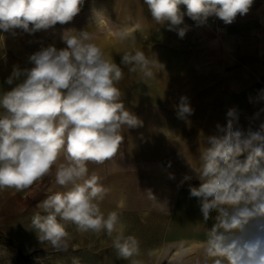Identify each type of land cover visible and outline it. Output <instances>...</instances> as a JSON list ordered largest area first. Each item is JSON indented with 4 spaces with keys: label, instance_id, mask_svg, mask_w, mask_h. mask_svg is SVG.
<instances>
[{
    "label": "clouds",
    "instance_id": "clouds-1",
    "mask_svg": "<svg viewBox=\"0 0 264 264\" xmlns=\"http://www.w3.org/2000/svg\"><path fill=\"white\" fill-rule=\"evenodd\" d=\"M84 0H0V30L22 29L29 34L65 25L80 12ZM153 20L186 34L180 27L187 15L197 25L215 16L231 24L237 15L248 13L253 0H145ZM181 5L186 11H181ZM31 25V27H30ZM123 39L122 33H117ZM66 48L42 47L29 57L34 65L27 79L0 96V190L24 191L48 175L61 152L66 164L55 172V191L36 205L31 226L41 242L67 250L65 225L69 221L81 233L106 234L117 255L129 259L138 254L139 241L125 235L116 212L106 216L99 202L107 190L99 176H88V162L102 164L118 153L122 131L142 126L126 110L117 84L123 78L120 66L106 59L102 49L89 42L87 31L63 32ZM121 63L144 80L154 79L161 67L143 51L124 53ZM19 70H13L18 76ZM12 83V77L8 78ZM187 97L177 105L178 116L191 113ZM221 136L209 138L211 145L201 154L195 169L201 181L189 188L199 198L207 221L215 211L217 223L207 232L204 251L217 258L214 264H264V123L247 136L235 130V110L227 112ZM219 127V126H218ZM247 153L241 162L238 157ZM189 179V177H185ZM82 181V182H81ZM147 198L159 203L151 191ZM115 233V235H113ZM72 264H80L77 257Z\"/></svg>",
    "mask_w": 264,
    "mask_h": 264
},
{
    "label": "crops",
    "instance_id": "crops-1",
    "mask_svg": "<svg viewBox=\"0 0 264 264\" xmlns=\"http://www.w3.org/2000/svg\"><path fill=\"white\" fill-rule=\"evenodd\" d=\"M97 1L107 12L103 17L97 8L90 7L97 16L95 24L117 27L109 31L107 46L112 52L108 59L123 72L117 84L121 101L142 122L141 127L122 131L124 138L115 157L102 164L87 163L88 176H99L107 190L99 206L105 215H165L169 226L163 230V243H172L167 257L182 255L176 264H214L217 258L207 257L204 245L207 232L217 223V213L213 211L205 221L199 198L190 197L189 188L199 187L201 181L195 169L201 166L203 150L211 146L209 138L223 135L220 128L226 127L230 109L237 114L234 129L244 136L259 131L264 123V40L259 44L264 39V0H253L247 14H238L227 24V33L221 39L211 32L197 35L189 28L183 38L177 31L165 30L167 22L157 24L145 0ZM80 8L84 10L83 5ZM72 25L79 27L74 32L78 34L83 18L77 15L65 25L50 28L59 33L60 49L67 47L61 36ZM159 26H163L161 31L154 28ZM139 27L138 50L161 66L150 80L142 79L139 72L130 73L121 63L124 53L134 54L127 33ZM117 33H122L123 39ZM32 54L31 34L22 29L0 30V96L27 79V70L34 67L29 60ZM14 69L19 70L18 76H13ZM9 77L12 83L7 82ZM182 96L187 97L192 111L180 117L177 105ZM3 111L0 109V113ZM65 155L61 152L50 173L43 177L45 196L66 190L55 183L57 167L67 163ZM246 156L245 152L238 159L243 162ZM6 189L25 197L31 186L19 192ZM148 189L159 203L147 198ZM176 215H192L188 219H194V223L184 230L171 227ZM170 236L183 239H168ZM184 241L187 244L181 245ZM222 264L227 262L222 259Z\"/></svg>",
    "mask_w": 264,
    "mask_h": 264
},
{
    "label": "rangeland",
    "instance_id": "rangeland-1",
    "mask_svg": "<svg viewBox=\"0 0 264 264\" xmlns=\"http://www.w3.org/2000/svg\"><path fill=\"white\" fill-rule=\"evenodd\" d=\"M102 4L97 0H84L82 4L84 10H80L77 15L84 20V25L81 26V29L90 34L91 40L89 42L99 46L105 58L108 59L109 53H112L107 46L109 31L114 28L117 29V27L95 24L94 20L97 16L90 9L92 6L97 8L103 14V17H105L107 11L100 6ZM77 28L79 27L72 25L67 30H71V34H74ZM140 28L127 33L131 39L133 53L140 48ZM154 28L161 31L163 26ZM124 29L125 27L122 30L125 31ZM164 29L167 30L168 27L165 26ZM54 31L55 29H48L32 33L31 53H35L42 47L49 45H54L57 49H60L59 33ZM192 32L197 34L193 30ZM111 33L114 34L115 32L111 31ZM216 38L221 39L218 36ZM262 40L264 39L261 38L260 45L262 44ZM39 181L37 180L31 186V191L25 197L11 194L7 189L0 190V231L15 243L22 253L26 264H72L73 257L79 258L80 264H176L177 262L175 263V261H178L182 256L176 253V255L167 257L168 253L166 254V251L172 248V243L171 240L163 243V230L169 226L167 225L169 224V220L165 215H118L124 234L126 236L133 235L139 241L138 254L129 259H123L117 255L116 250L112 247L111 238L107 237L106 234L81 233L69 221H59L65 225L67 233L65 239L67 245L66 251L57 250L46 241L41 242L37 231L31 226V217L34 211H36L37 203L46 198L45 190L47 187L44 186L43 177ZM190 216L192 215H176L174 224L171 223L170 226L184 230L194 223V219H188ZM202 237L198 236L197 238ZM172 238L179 239L178 241L183 239L182 237H168V239ZM184 244H187V241L181 243V245ZM189 255L191 254H185L184 256L187 257ZM25 263L19 261L16 255L10 253L8 249L0 245V264Z\"/></svg>",
    "mask_w": 264,
    "mask_h": 264
},
{
    "label": "built area",
    "instance_id": "built-area-1",
    "mask_svg": "<svg viewBox=\"0 0 264 264\" xmlns=\"http://www.w3.org/2000/svg\"><path fill=\"white\" fill-rule=\"evenodd\" d=\"M181 11H186L185 6L181 5ZM184 27L189 28L197 33L202 32H211L215 36L220 38L224 37L227 33L228 25L225 24L222 20L215 16L208 17L207 21L203 25H197L195 21L189 18L187 15L184 16Z\"/></svg>",
    "mask_w": 264,
    "mask_h": 264
},
{
    "label": "trees",
    "instance_id": "trees-1",
    "mask_svg": "<svg viewBox=\"0 0 264 264\" xmlns=\"http://www.w3.org/2000/svg\"><path fill=\"white\" fill-rule=\"evenodd\" d=\"M0 245L7 247L13 254L17 256V258L21 262L25 263L23 255L19 251L15 243L11 239H9L7 236H5L1 231H0Z\"/></svg>",
    "mask_w": 264,
    "mask_h": 264
},
{
    "label": "bare ground",
    "instance_id": "bare-ground-1",
    "mask_svg": "<svg viewBox=\"0 0 264 264\" xmlns=\"http://www.w3.org/2000/svg\"><path fill=\"white\" fill-rule=\"evenodd\" d=\"M102 24L104 23V21L102 20V21H100Z\"/></svg>",
    "mask_w": 264,
    "mask_h": 264
}]
</instances>
